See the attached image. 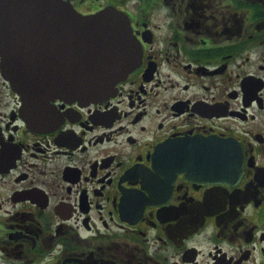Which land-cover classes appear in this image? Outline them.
Returning <instances> with one entry per match:
<instances>
[{
  "label": "flooded vegetation",
  "instance_id": "flooded-vegetation-1",
  "mask_svg": "<svg viewBox=\"0 0 264 264\" xmlns=\"http://www.w3.org/2000/svg\"><path fill=\"white\" fill-rule=\"evenodd\" d=\"M61 1L134 62L26 100L0 56V264H264V0Z\"/></svg>",
  "mask_w": 264,
  "mask_h": 264
},
{
  "label": "water",
  "instance_id": "water-1",
  "mask_svg": "<svg viewBox=\"0 0 264 264\" xmlns=\"http://www.w3.org/2000/svg\"><path fill=\"white\" fill-rule=\"evenodd\" d=\"M108 11L81 17L61 0H0L1 74L26 100L109 92L133 66L134 51L127 25ZM180 154L165 162L186 170V150Z\"/></svg>",
  "mask_w": 264,
  "mask_h": 264
}]
</instances>
